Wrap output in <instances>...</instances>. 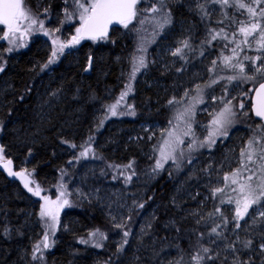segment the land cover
<instances>
[{"label": "trees", "instance_id": "trees-1", "mask_svg": "<svg viewBox=\"0 0 264 264\" xmlns=\"http://www.w3.org/2000/svg\"><path fill=\"white\" fill-rule=\"evenodd\" d=\"M73 1L25 0V3L36 17L43 18V9L52 14L61 4L67 6ZM241 3L245 5L244 8L239 6ZM214 7L220 10L219 14L211 13ZM153 8L157 9L156 13L152 11ZM249 8L253 11L249 12ZM159 11L164 16L161 17L163 21L158 22V14L161 15ZM179 24L186 25L185 40L180 46L176 45L184 60L189 58L194 61L208 56L205 60L209 63L207 79L201 81L200 86L201 89L210 87L216 101L213 111L219 113L226 106L231 99L233 86L239 84L249 98L244 102L246 106L241 113L236 104L238 99L232 103L236 106L233 113L241 117L238 129L234 132H249L247 137L257 134L261 138L260 144H263L264 126L254 119L250 105L255 88L264 81V66L259 68L264 55V0H228L227 4L218 0H202V3L191 9H187L182 2L173 5L168 0H139L136 16L127 27L123 25L102 39H84L80 45L73 44L71 51L66 52L60 62L52 67L48 66L51 51L49 40L43 33L32 40L17 55L18 58L10 56L0 62L3 67L0 74V146L3 147L2 154L0 151V264H23L20 261L21 255L27 258V264H93V258L100 259L98 264H142L152 263L160 254L165 255L167 252L173 257L171 264H190L193 259H197L196 264H239L215 256L209 248L207 239L216 225L214 220L197 223L179 209L175 202V189L185 175L164 169L148 179L143 170L151 161L138 156L134 148L123 156L120 151L116 155L108 152V157L95 150L105 163L108 180L114 178L110 171L114 166L131 165L133 169V179L128 182L121 178L117 180L121 184L125 182L128 189L139 198L135 199L134 213L125 227L114 226L99 204L77 196H71V204L74 205L64 211L62 221L71 223L73 219L83 228L72 227L68 232L61 228L57 237L62 241H57L50 249L42 246L38 250L36 248L44 237V228L37 215V211L40 212L39 200L35 199L33 206L37 225L26 230L23 224L22 215L30 207L23 200L34 199L23 185L26 174L32 173L31 179L35 185L50 189L59 180L71 177L68 172L71 157L61 154L59 149L69 147L77 152L79 148L77 141L70 140L71 135L60 134L57 127L48 131V141L39 140L29 145L22 134L20 141L24 145L18 144L12 131L24 127L26 121L33 120L32 111L38 105L41 89L49 85L55 91L67 93L68 100L61 103L56 112H68L74 106L77 109L83 107L85 121L77 126V137L81 141L102 135L105 128L100 131L97 127L92 128V113L101 105L112 106L118 101L129 81L134 83L129 97L132 116L113 117L108 120V125L111 122H121L124 126L141 121L168 122V109L159 106L165 102L162 101L163 89L156 85L148 89L146 85L140 84V80L144 73L149 82L158 81L159 77L169 80V75L161 73L157 65L152 63L150 55L156 53L167 32L177 33ZM252 25L256 27L253 29ZM242 27L249 30L248 35L240 31ZM143 43L148 47V52L139 68L137 62L140 60H137L136 55L143 54L139 53L140 48L146 50ZM248 67H252L254 72H248ZM134 72L137 75L133 79ZM3 77L6 80L4 86ZM5 87L8 89L1 92ZM65 114L59 116L66 117ZM46 126L48 128L52 125L46 122ZM80 131H84V135ZM2 159L7 161L3 163ZM141 204L143 207H140ZM216 204L215 200V209ZM151 211L154 219L145 240L153 241L152 248L144 241H136L133 236L138 230L140 219ZM87 229H99L108 238L100 250L82 247L79 243L86 236ZM124 232L129 235L124 236ZM119 235L122 242L116 245L114 239ZM134 247L142 249L149 259L146 261L140 257L135 260ZM205 248L209 249L207 253L203 251Z\"/></svg>", "mask_w": 264, "mask_h": 264}, {"label": "rangeland", "instance_id": "rangeland-1", "mask_svg": "<svg viewBox=\"0 0 264 264\" xmlns=\"http://www.w3.org/2000/svg\"><path fill=\"white\" fill-rule=\"evenodd\" d=\"M168 1L173 5L182 2L187 9L202 3V0ZM23 7L28 18L18 20V30L15 33H10L7 27L0 24V62L10 56L18 58L17 55L24 51L32 40L43 33L49 40V42L47 41L51 50L49 61H52L48 62L50 67L57 65L61 57L69 50L71 51L73 44L80 45L85 41L81 38L78 43L73 42V38L78 35L77 28H81L83 24L79 15L82 9H79L78 4L74 1L67 6L61 4L52 14L43 9L45 14L43 18L36 17L26 5L25 0H23ZM154 12L156 13V11ZM160 13L158 22L163 21L161 17L164 14ZM211 13L217 15L220 10L214 7ZM185 27L186 25L179 24L176 29L177 33L167 32V36L159 45L156 53L150 55L152 63L157 65L161 73L169 75V80L159 77L158 81L149 82L145 73L140 80V84L146 85L148 89L155 85L163 89L164 98L162 101L165 100V102L159 106L168 109L170 113L168 122L141 121L133 122L127 126L121 122H111L108 125V120L113 117L132 116L129 97L133 92L134 83L129 81L127 87L119 95L118 101H115L112 106L101 105L92 113V128L97 127L98 131L105 128L102 135L95 136L91 140L82 139L81 141L77 137L79 130H77V126L85 121V114H82L83 107L77 109V106H74L68 112H64V110L56 112L57 107L68 100V96L65 91H55V88L48 85L46 89L40 91L38 105L34 112L32 111L33 120L29 119L30 121H26L24 127H18L12 131V134L18 139L19 145H24L20 141L22 134L29 145L39 140L48 141V131L55 127L58 128L60 134H69L71 135L70 140L78 142L77 152L69 147L59 149L61 154L71 157L72 162L68 169L71 177L59 180L54 187L47 190L35 185L30 172L23 180L24 187L25 184L28 185L25 189L34 198L32 201L29 198L23 200L30 205L28 211L22 215L24 216L23 224L26 230L37 225L38 220L34 216L33 206L35 199L39 200L40 212L37 211V215L44 228V236L45 234L48 236L49 246L46 249H50L57 241H62L57 237L61 228L67 232L72 230V227L83 228L76 220L72 219L71 223L62 221L64 211L74 205L71 204V196L99 204L114 226L120 228L127 225L134 213L137 197L128 189L125 182L121 184L117 180L121 178L128 182L130 181L127 179L129 176L133 179L135 176L133 169L128 166H114L112 170L110 169L114 178L108 180L105 163L100 160L95 150L103 152L108 157V152L111 155H116L120 151L123 156L128 150L134 148L138 156L151 161L148 167L143 170L148 179H152L164 169L174 170L178 174L185 175L175 189V202L179 205V209L189 214L197 223L209 219L214 220L216 232L211 230L212 233L208 237L207 243L215 256L239 264H264V250L261 249V244H264V215H262L264 213V142L260 144L261 138L257 134L247 137L249 132H234L241 117H237L233 113V108L236 106L232 103L238 99L236 104L241 113L243 108L245 109L249 95L245 93L243 87L235 84L231 92V99L227 101L226 106L219 113L213 111L216 101L210 87L201 89L202 86H200L201 81L207 79L209 63L205 60L208 56L203 59L197 58L194 61L189 58L184 60L181 50L176 49V45L180 46L185 40ZM6 34L7 38H5ZM61 45H65L62 51ZM147 50L148 47L146 50L140 48L139 53L143 54L138 55L137 53V60L143 58L144 63L147 58ZM54 51L56 52L55 57L52 55ZM130 61L131 57L129 63ZM137 63L140 68L142 64L140 61ZM263 66L264 55L259 68ZM0 68L3 67L0 66ZM247 71L254 72V69L248 67ZM136 75L134 72L133 79ZM4 80L5 77L2 81ZM5 81L3 86L6 85ZM7 89L5 87L1 92H5ZM221 113L225 115L221 117ZM60 114H65L66 117L59 116ZM217 119L223 122L222 126L213 123ZM46 122L51 123L52 126L47 128ZM80 133L84 135V131H80ZM0 149L3 151V147L0 146ZM81 153H85V155H81ZM6 161L5 159L1 160L3 163ZM158 165L160 166L158 167ZM12 171L15 172L14 169ZM29 188L32 191H29ZM37 189L39 192L34 195L33 193ZM42 197L46 199H42ZM215 200L217 209L213 208ZM246 202L249 203L247 212L243 219H238L236 217L237 208L239 207L243 211ZM42 207L49 208L56 215L55 222L51 217H41ZM153 219V211L145 214L140 219L138 230L133 235L136 241H144L150 248L153 247V241L145 239L148 237ZM237 223L240 227L235 226ZM86 232V236L79 240L82 247L89 246L100 250L108 241L106 235H104L105 238H101L90 235L95 231L87 229ZM82 240L87 243H82ZM247 241H251V244L246 247ZM43 242L44 237L40 241L42 247H44ZM114 242L119 245L122 242L121 235L115 238ZM167 253L160 254L158 259L156 258L157 260L152 263L143 262L142 264H171L173 257L171 253ZM133 257L135 260L140 257H144L146 261L149 259L142 249L136 247L133 248ZM20 258L23 264L28 263L25 256L21 255ZM196 260L193 259L190 264H196ZM0 261H2L1 257ZM99 261V258H93V264H98ZM174 264H180V262Z\"/></svg>", "mask_w": 264, "mask_h": 264}, {"label": "snow or ice", "instance_id": "snow-or-ice-1", "mask_svg": "<svg viewBox=\"0 0 264 264\" xmlns=\"http://www.w3.org/2000/svg\"><path fill=\"white\" fill-rule=\"evenodd\" d=\"M75 3L78 4L79 9H82V11L79 13L80 19L83 21L82 27L77 28L78 35L73 38L74 43H78L81 38L84 36H88L91 39H96L98 36L103 37L107 35V27L108 25L115 19L118 20L121 23H124V26L127 27V23L131 21L133 17L136 16V4L137 0H85V2H80V0H74ZM218 2L227 4L228 0H218ZM241 8H244V4L239 5ZM157 9L153 8L152 11H156ZM249 12H252L253 10L251 8L248 9ZM20 18H28L27 12L23 7V0H0V24L7 25L8 31L10 33H15L18 30V20ZM35 23V21H33ZM43 25L41 24V27ZM256 25H252V28L254 29ZM242 33H245V35L249 34V30L247 28L242 27L240 29ZM5 38H7V34L5 35ZM264 38V37H262ZM215 39V37H213ZM65 45H61V51ZM53 57L56 56V52L54 51L52 53ZM247 59V57H246ZM52 61L50 60L49 63ZM140 63L143 65V58H141ZM0 71H3V68H0ZM241 71H243V68H241ZM234 77H230V79H233ZM261 90L264 91V84H261L260 86ZM230 111V110H226ZM113 114L115 115V111L113 110ZM225 114L221 113L220 116L223 117ZM257 116L264 117V105H262L260 108L257 109L256 112ZM213 123L221 125L223 122L220 119H217L213 121ZM226 135V133H224ZM251 143V142H250ZM2 151V149H0ZM81 155H85V153H81ZM10 163V161H9ZM160 165H158L159 167ZM128 167H131V165H128ZM18 175V173H16ZM128 180H131V176L127 177ZM25 187H28L27 184H25ZM29 191H32L31 188H29ZM39 189L35 194H38ZM42 199H46L42 197ZM254 202V201H253ZM64 203H67V201H64ZM249 203L246 202L243 207V211L240 210V208H237L236 211V217L238 219H243L244 214L247 212ZM140 207H143V204L140 205ZM41 217H51L52 220L56 221V215L47 207H42ZM264 215V213H262ZM236 227H240L239 223L235 225ZM212 231L215 233L216 229L213 228ZM92 236H100L101 238H105L104 234L100 232L99 229H97L95 232L90 233ZM128 232H124V236H128ZM48 236L45 234L44 236V242L43 246L47 248L49 245L47 243ZM82 243H87V241H81ZM126 243V241H125ZM251 244V241H247L245 246ZM37 250L40 248V245H36ZM261 249L264 250V244H261ZM205 253L209 251V249L205 248L203 250ZM211 258V257H209Z\"/></svg>", "mask_w": 264, "mask_h": 264}, {"label": "water", "instance_id": "water-1", "mask_svg": "<svg viewBox=\"0 0 264 264\" xmlns=\"http://www.w3.org/2000/svg\"><path fill=\"white\" fill-rule=\"evenodd\" d=\"M138 2L139 0H137L136 7L138 5ZM133 18L131 19V21L133 20ZM131 21H129L128 23H130ZM123 25L124 23H121L118 20L114 19L107 27V35L103 37L98 36L96 39H102V38L108 37L112 33L113 30ZM4 26L7 27V25H4ZM82 39H91V38H89L88 36H84ZM261 84H264V81L261 82L259 85H257V87L255 88L253 92L252 99H251V112H252L254 119L260 122L264 126V117L256 115L257 109L260 108L262 105H264V91H262L260 88Z\"/></svg>", "mask_w": 264, "mask_h": 264}]
</instances>
